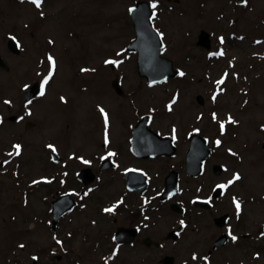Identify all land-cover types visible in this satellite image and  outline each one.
<instances>
[{"label":"rangeland","instance_id":"1","mask_svg":"<svg viewBox=\"0 0 264 264\" xmlns=\"http://www.w3.org/2000/svg\"><path fill=\"white\" fill-rule=\"evenodd\" d=\"M44 1L45 5L41 9L31 4L29 0H0V53L7 58L12 68H10L12 71L0 70V92H2L0 98L5 96V92H11L12 98H17L18 93L24 92L28 86L38 81L44 74L41 71L42 59L46 61L47 55L54 52V58L59 59L60 67L58 66V71H55L56 79L48 89L52 93L50 98L52 96L53 100L54 93L60 90L78 95V109L75 114L77 127L71 126L70 129H67V124L70 122L68 117L52 100L48 99L44 106L43 104L41 106L31 104L28 108L30 115L27 120L38 123L37 118L44 116L45 131L39 128V124L28 129L25 123L19 127L10 128L12 132H16L15 136L22 134L21 138L26 143L25 162L21 166V170L27 172L29 181L44 176L47 185L42 186L41 184L42 187L37 189V192L30 194L29 204L25 207L22 205L20 194L12 178H4L0 199V264H34V261L41 262L40 264H74L75 258L76 260H86L90 253L94 256L92 249L95 248L96 238L101 237L104 242H108L109 239L107 240L104 235L106 233L112 235L115 232L116 225L111 222L106 223L105 218L107 217L108 220L110 218L102 211L105 206L108 209L110 204L117 201V191H119L117 184H110L106 188L101 184L102 189L92 193L87 206L78 208L72 214L71 219H65V222L59 226L60 232L63 230V234L70 233V223L75 225V229L80 232L70 245L67 243L69 245L67 255H63L60 249L62 247L58 248L55 245L56 240L49 228L52 219L49 213L51 212V203L60 190L59 184L53 185L49 181L58 177L56 171H62V167L54 166L53 169L48 164L52 163V160L47 157V139L59 132L60 128L66 131L72 130L73 149L64 147L66 156L70 152L81 153V155L86 152L96 153L97 149L102 153L100 150L101 128L97 126L98 115L94 112L93 107L96 102L103 101L107 107L114 111L116 117L121 112L118 109L119 99L111 96L113 93L111 81L115 74L110 67H107L101 76L98 75L99 72H96L99 65L103 64L102 61L107 55L106 51L111 58L109 61L124 60L122 74L130 76V79L125 80L126 85H129V81H131L133 85L140 86L138 89L142 97L140 108L147 110L148 107H153L156 113L163 117L159 123L165 125L167 132L172 128L178 129L179 134L181 131L192 130V126L198 124L196 120L199 113L204 117L201 125L204 127L205 134L211 137L217 133L216 123L224 125L231 123L233 125H231L233 132H230V137L226 140L234 145L232 146L234 149L243 150V155L247 158L245 161L237 163L243 173H248V187H252V196L248 193V197L252 198V204L248 205V227L252 229L253 235L257 236L260 228L264 226V202L262 201L264 165H262L261 155L258 152L260 139L262 136L264 137V132L260 131L264 123V77H260L255 83L262 101L258 108L253 105L255 98L252 99L249 106L244 102V98H241L239 92L246 91L243 86L240 85L236 89L230 86L232 84L229 82L230 85L227 86L235 91V98L232 102L229 101L232 98L224 99L225 104H223V99L220 101L222 97L217 98L218 85L214 81L215 76L203 83H199L197 80L201 78V75L208 74L206 65L204 66V63L198 61H186L189 48L196 44L198 34L202 29L208 30L212 34L215 47L224 42L233 46L229 48V54L223 57L226 58L225 62L228 60L232 62L233 59L244 62L248 59V52L261 53L262 47L258 49L252 43L259 42L262 33L254 29L255 21L251 27H248V12L241 9V13L230 16V22H225L223 16L228 0H179V3L173 2L174 0L171 3L161 0L159 4L161 7H158L153 18L154 25L164 38L165 56L175 61L176 67L183 75L182 78L171 80L163 86L148 90L141 86L140 80L135 77L137 75L136 55L127 51L135 36L129 10L139 0ZM255 1L260 6V12H263L264 0ZM237 17L241 18V24L242 22L243 24L233 30L231 24ZM250 18L252 19L251 16ZM223 27H228V30L223 32ZM69 35H72L73 38H69ZM11 38H17L21 42V55L16 56L9 51L8 41ZM221 38L223 42H221ZM122 53L123 56L120 57ZM194 53L196 54V51ZM262 63L264 64V62ZM84 67L86 72H81ZM79 74L80 76H78ZM186 74L198 77L195 82L186 81L183 77ZM105 76L107 77L104 78ZM80 78H86L82 85L85 86L86 82L92 85V95L89 94L90 92L81 95V92L76 89L80 85ZM101 84L106 87L102 89ZM241 84L244 85V83ZM106 88L109 90L108 94L106 93V98L100 97L102 94L100 91H105ZM170 88L171 91L167 93L165 90ZM198 94L206 98V107L203 109L197 102ZM239 96L240 98H238ZM237 98L238 102L235 100ZM173 101L175 102L173 103ZM169 105H171V110H169ZM221 106H225L226 109L227 106L242 107V109L229 111L221 109ZM0 107L1 114L3 104H0ZM30 107H33L35 112ZM212 110L215 112L212 113ZM42 111H49V113L47 115ZM8 114L10 115V113ZM229 117L234 122H229ZM236 128H238L237 131ZM243 144L248 146L243 148ZM92 160L94 163L96 162L95 155ZM81 166L82 164H80ZM172 222L173 219L169 221L167 218L161 221L155 229V234L159 237L165 234ZM205 227V234H208L211 230L207 229V224ZM60 232L57 233L60 234ZM104 232L106 233L104 234ZM89 235H92V239L88 238ZM260 238L248 247V258L244 253L239 255L235 250L229 249L227 258L230 264H264V238ZM191 240H183L175 247L169 244L171 246H167L165 249H157L155 259L147 264H160L161 258L170 253L177 256V264L185 262L201 264V258L198 260L191 258L192 251L188 250ZM21 242H26L29 246L24 253L17 248ZM36 247H44V254L38 260L31 256V253L36 251ZM200 247L203 250L208 246L204 244ZM15 252H17L16 255L13 254ZM147 253L146 248L139 246L133 251L128 250L127 256L129 261L138 262L141 260L142 264L143 257L147 256ZM256 253L261 254L259 258L255 256ZM54 254H58L61 259L52 258ZM126 254L127 251L124 255ZM143 264L145 263L143 262Z\"/></svg>","mask_w":264,"mask_h":264},{"label":"flooded vegetation","instance_id":"2","mask_svg":"<svg viewBox=\"0 0 264 264\" xmlns=\"http://www.w3.org/2000/svg\"><path fill=\"white\" fill-rule=\"evenodd\" d=\"M241 9L246 10L249 14L248 27H251L253 21H255L254 29L262 33L260 41L252 43L258 49L262 47V52L259 54L252 53V51L248 52V59L244 62L235 61L234 59L232 62L229 60L225 62L226 58L223 57L229 54L230 47L228 45L231 44L223 43L218 47L213 46L210 51H206L196 43L190 46L187 56L190 61L204 63L208 74L201 75V78L198 79L197 75L186 74L184 80L195 82L197 79L199 83H203V81L215 76L214 81L218 85L216 89L217 98L221 96L220 101L223 99V104H225L224 99L232 98L229 100L232 102L235 98V91L229 89L227 85L232 84L230 86L236 89L241 85L247 91L239 92L241 98H244V102L248 103V106L255 98L253 105L258 108L262 101L255 83L260 77H264V64L262 63L264 62V11L260 12V6L255 0H247L246 3L245 0H228L223 16L225 22H230V16L241 13ZM254 13L255 15H253ZM242 24L241 18L237 17L233 20L231 26L235 30ZM227 30L228 27L222 28L223 32ZM194 51H196V54ZM106 53L107 55L102 61L103 64L99 65L96 72H99L98 75L101 76L105 69L110 67L115 74L111 81L113 92H111V96L119 99L118 109L121 112L116 117L114 111L107 107V104L103 101L96 102L93 107L94 112L98 115L97 126L101 128L100 150H102V153L97 149L96 153L86 152L81 155V153L70 152L66 156L63 148H72L74 135L72 130L66 131L63 128H60L59 132L49 137L46 144L48 149L50 147L55 148L54 150H47L48 158H51L53 153L58 154L53 164L47 163L53 169L54 166L62 167V171H56L58 177H54L49 181L53 185L59 184L60 187L53 201L58 196L70 194L78 203L69 219L72 218V214L78 208L84 205L87 206V202L91 200L94 191H99L102 187L106 188L110 184H117L119 187L117 201L109 205L110 208H114V211H102L110 218L109 220L106 219L107 217L105 218L106 223L111 222L116 225L115 232L112 235L104 232V234L106 233L104 237L107 240L109 239L108 242H104L101 237L95 239V248L92 249L94 256L90 253L87 264H141V260H138V262L129 261L127 256L128 250L133 251L139 246L146 248L148 251L147 256L143 257L145 259H143V262L147 264L155 259L157 249H165V247L171 246L169 244L175 247L181 241L187 239H192L189 244L190 249H188L192 251L191 258L194 259V256L196 260L201 258V264H230L227 258L229 249L235 250L239 255L244 253L248 258V247L258 238H264V227L260 228L257 236H254L251 232L252 229L248 227V205L252 204V198L248 197V193L252 196V187H248V173H243L239 169V163L247 159L243 155V150L234 149L232 147L234 145L226 140L230 137V132H233V125L231 123L225 125L216 123L217 133L211 137L205 134L204 127L201 125L204 117L199 113L196 120L198 124L192 126V130L181 131L179 134L178 129L172 128L167 132L165 125L159 123L163 117L158 115L153 107L150 106L147 110L140 108L139 105H141L142 100L140 91H138L140 86L133 85L131 81H129V85H126L125 80L130 79V76L122 74L124 60H111L113 63H107L111 58L107 51ZM122 56L123 53L120 57ZM42 60L41 71L44 74L38 82L43 87V95L40 93L38 97L29 102L25 101L26 91L18 93L17 98H12L11 92H5V96L0 98V104H3V112L0 114V199L4 178L10 177L20 194L22 205L25 207L29 204V195L34 194L37 189L47 185V183L44 176L29 181L27 172L21 170V166L25 162L26 143L21 138L22 134L15 136L14 133L16 132H12L10 128L13 126L19 127L22 123H25L28 129L39 124V128L45 131L46 121L44 116L39 117L40 113L38 114L39 118H37L38 123L27 120L30 115L28 108L31 104L40 106L43 104L44 106L48 99H50L49 101L52 100V96L50 98L52 93L48 89L56 79L55 71H58L59 59L53 60L55 62L54 68L49 59ZM11 69L10 71H12ZM50 72L52 73L49 77ZM81 72H86L85 67L81 69ZM135 77L140 80L141 86L146 87L148 90L153 89L140 76L136 75ZM177 78H180V76ZM46 79L48 82L45 84ZM85 80L86 78H80V85L76 89L81 92V95L88 92L92 95V85L88 82L85 83V86L82 85ZM220 81H223V83H218ZM241 83H244V85ZM105 87L101 84L102 89ZM118 88H122L123 91L118 90ZM101 91L100 97L106 98V93L109 92L108 88ZM165 91L168 93L171 88ZM1 95L2 92H0ZM77 96V94L62 90L54 93L52 102L63 110V114L70 121L67 124V129H70L71 126L77 127L75 120L78 109ZM197 96H202L204 98L203 102H206L203 95L198 94ZM238 98L235 99L236 102H238ZM198 104L202 109L206 107V103L201 104L198 102ZM227 107L229 111L242 109V107L235 106ZM222 108L226 109L225 106H221ZM101 109L108 116L107 126ZM31 110L35 112L33 107ZM42 112L47 115L49 113V111ZM211 112L214 113L215 110ZM147 116L150 118L147 119ZM221 124L224 125L223 131L221 130ZM234 126L236 127V125ZM4 130L5 133H3ZM237 130L238 128H236ZM260 131L264 132V123ZM157 135H159V138ZM195 135L206 139L212 150L206 158L204 141L197 138L192 143ZM106 136L107 143L105 142ZM173 136H175V139H173ZM217 141L220 142L219 145H217ZM16 145L20 146L19 155H15L14 146ZM242 146L244 148L248 145L243 144ZM259 147L258 152L261 155L262 165H264L263 136L260 139ZM98 152L101 154L99 155ZM109 153H115V155L109 156ZM93 155L97 159L95 160L97 164L92 160ZM201 158L204 160L203 168L202 171H198L197 164ZM80 164H82L81 167ZM87 169L92 170L95 175L93 184L88 183L89 174L84 173ZM237 174L240 176L239 180L234 179ZM262 175L264 177V169ZM169 177L171 178L168 179ZM168 180L171 186L169 185L168 196L164 197ZM243 183L244 185H242ZM220 185H226L227 187L221 188ZM234 200L241 205L239 215ZM262 201L264 202V193ZM166 218L169 221L173 219V222L170 224L168 231L159 237L155 234V229ZM181 221H183V224ZM64 222L65 219L61 220L55 233L51 232V234L56 241H59L61 237H68L69 241H74L80 232L75 229V225L70 223V235H63V230L60 232L59 226ZM206 224L207 229L211 230L208 234H205ZM49 228L51 231L50 225ZM57 232H60V234ZM232 236L237 237V239L233 241ZM88 238L92 239V235H89ZM204 244L208 247L201 250L200 246ZM17 248L24 253L29 246L28 243L21 242L17 245ZM126 251L127 254L124 255ZM13 254L16 255L17 252ZM43 254L44 247H36V251L32 252L31 256L39 259ZM168 255L175 258V264L178 263L175 254L170 253L165 256ZM53 257L61 258L56 254ZM40 263L34 261V264ZM185 264H188V262H185Z\"/></svg>","mask_w":264,"mask_h":264},{"label":"water","instance_id":"3","mask_svg":"<svg viewBox=\"0 0 264 264\" xmlns=\"http://www.w3.org/2000/svg\"><path fill=\"white\" fill-rule=\"evenodd\" d=\"M131 11L132 20L134 22L137 38L132 42L131 50H137L139 56V74L142 77L149 78L151 84L155 82L165 81L169 76L175 77L177 72L173 67V63L168 59L160 57L162 51V41L151 24L152 11L150 5L145 2H139L138 5ZM201 45L210 48V36L206 32L200 35ZM10 49L18 54L19 50L13 43L9 45ZM0 67L8 70V66L0 56ZM38 92V86L35 85L30 90V96H35ZM194 142V141H193ZM195 147V146H194ZM206 152V146L205 150ZM209 153H205V158ZM203 158L198 162V171H201L203 165ZM56 210V209H55ZM60 215L56 216V220ZM172 264L171 262H166Z\"/></svg>","mask_w":264,"mask_h":264},{"label":"snow or ice","instance_id":"4","mask_svg":"<svg viewBox=\"0 0 264 264\" xmlns=\"http://www.w3.org/2000/svg\"><path fill=\"white\" fill-rule=\"evenodd\" d=\"M29 2L30 3H32V4H34L37 8H40L41 6H42V3H43V0H29ZM247 2V0H245V3ZM152 8L153 9H155L156 8V4L155 3H153L152 4ZM130 12L131 11H134V9H130L129 10ZM153 16H155V11H153ZM221 42H223L222 41V38H221ZM221 55L223 54L222 52L220 53ZM49 61L50 62H52V66H53V68L55 67V62L53 61V59H52V57H49ZM107 63H113V61H108ZM180 75H183V73H180ZM51 76V73H49V77ZM48 82V80L46 79L45 81H44V83L46 84ZM218 83H223V81H220V82H218ZM44 93H43V87H42V89H41V95H43ZM175 101H173V103H174ZM169 110H171V105H169ZM101 112L104 114V121H105V125L107 126V124H108V116H107V114L106 113H104V110L103 109H101ZM229 122H234V121H232L231 120V117H229ZM223 128H224V125L223 124H221V130L223 131ZM175 131V130H174ZM173 139H175V136H173ZM105 142L107 143V136H106V140H105ZM217 143V145H219V141H217L216 142ZM15 147V155H19L20 154V146L19 145H16V146H14ZM10 155H11V153H10ZM112 155H115V153H109V156H112ZM235 180H239L240 179V176L237 174L236 176H235V178H234ZM231 183V182H230ZM219 187H221V188H225V187H227L226 185H220ZM234 202H235V207H236V209H237V214L239 215V212H240V208H241V205H240V203L238 202V201H235L234 200ZM105 211L106 212H112V211H114V208H108V209H105ZM181 223L183 224V221H181ZM232 239H233V241H235L236 239H237V237H235V236H232ZM58 243H59V241H58ZM21 247H23V245H21ZM194 259L196 258L195 256L193 257ZM34 259H35V257H34Z\"/></svg>","mask_w":264,"mask_h":264}]
</instances>
